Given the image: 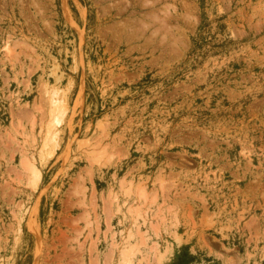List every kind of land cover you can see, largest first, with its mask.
I'll return each instance as SVG.
<instances>
[{"label": "rangeland", "instance_id": "374dc122", "mask_svg": "<svg viewBox=\"0 0 264 264\" xmlns=\"http://www.w3.org/2000/svg\"><path fill=\"white\" fill-rule=\"evenodd\" d=\"M126 245L264 264V0H0V264H127Z\"/></svg>", "mask_w": 264, "mask_h": 264}, {"label": "bare ground", "instance_id": "6f19581e", "mask_svg": "<svg viewBox=\"0 0 264 264\" xmlns=\"http://www.w3.org/2000/svg\"><path fill=\"white\" fill-rule=\"evenodd\" d=\"M5 48H6L5 50L10 52V49H9L8 45ZM44 91L49 96L48 101H49V104H50V112H49L50 123H49V126L47 127V131H46V134H45V137H44V142L46 144L50 142L53 145L54 149H53L52 153H54V151L59 146L58 145V132L56 130H57V127L63 121V118L68 113V105H67V102H66L64 97L63 98H59L58 97V93H57V88L56 87H52L51 89H49V91L47 90V87H46ZM46 144H45V146H46ZM48 147H50V146H48ZM43 155H44V153H43ZM24 167L26 168V170L30 174V177H31V180H32L31 184L35 187L36 185H38L41 182V179H42V174H41L42 172L39 169V166L36 164L35 161H33V159L26 158L25 162H24ZM128 191H129V189H128ZM140 193L146 199L147 193H145V191H140ZM136 214H137V217L140 216L138 212ZM137 217H135V218H137ZM144 221H146V220L144 219ZM152 226H153V224H152ZM154 227L156 229V225L155 224H154ZM128 235L131 236V233L128 234ZM129 236L127 237V233H126V237H127L126 239H128ZM126 239H125V241H127ZM133 248H131L130 246H127V247H125L122 250V252L120 251L121 254H122V257H123V262H121V263L127 262V264L128 263L130 264V262H131L130 261V256L132 254H134ZM156 255H159V254L157 253ZM131 258H132V256H131Z\"/></svg>", "mask_w": 264, "mask_h": 264}]
</instances>
